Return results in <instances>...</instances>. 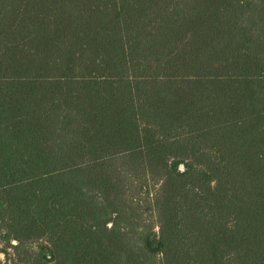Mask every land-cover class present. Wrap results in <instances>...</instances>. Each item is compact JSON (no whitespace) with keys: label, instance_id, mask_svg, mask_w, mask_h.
Wrapping results in <instances>:
<instances>
[{"label":"trees","instance_id":"trees-1","mask_svg":"<svg viewBox=\"0 0 264 264\" xmlns=\"http://www.w3.org/2000/svg\"><path fill=\"white\" fill-rule=\"evenodd\" d=\"M0 252L264 264V0H0Z\"/></svg>","mask_w":264,"mask_h":264},{"label":"rangeland","instance_id":"rangeland-1","mask_svg":"<svg viewBox=\"0 0 264 264\" xmlns=\"http://www.w3.org/2000/svg\"><path fill=\"white\" fill-rule=\"evenodd\" d=\"M13 257H15V255H13ZM4 261H5V255L0 252V264L3 263ZM10 262H12V261H10Z\"/></svg>","mask_w":264,"mask_h":264}]
</instances>
